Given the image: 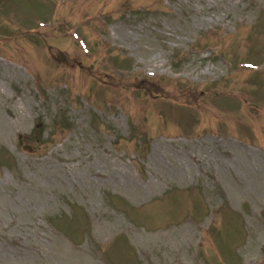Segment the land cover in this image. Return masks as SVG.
Listing matches in <instances>:
<instances>
[{"label":"rangeland","instance_id":"374dc122","mask_svg":"<svg viewBox=\"0 0 264 264\" xmlns=\"http://www.w3.org/2000/svg\"><path fill=\"white\" fill-rule=\"evenodd\" d=\"M0 264H264V0H0Z\"/></svg>","mask_w":264,"mask_h":264},{"label":"water","instance_id":"95a60500","mask_svg":"<svg viewBox=\"0 0 264 264\" xmlns=\"http://www.w3.org/2000/svg\"><path fill=\"white\" fill-rule=\"evenodd\" d=\"M30 147L29 146H27V149H29Z\"/></svg>","mask_w":264,"mask_h":264}]
</instances>
